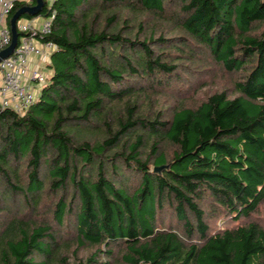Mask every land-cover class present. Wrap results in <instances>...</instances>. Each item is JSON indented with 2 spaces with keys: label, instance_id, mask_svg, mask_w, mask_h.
<instances>
[{
  "label": "trees",
  "instance_id": "1",
  "mask_svg": "<svg viewBox=\"0 0 264 264\" xmlns=\"http://www.w3.org/2000/svg\"><path fill=\"white\" fill-rule=\"evenodd\" d=\"M36 17L58 47L27 111L0 106V264H264V0H44ZM208 58L228 86L193 101Z\"/></svg>",
  "mask_w": 264,
  "mask_h": 264
},
{
  "label": "built area",
  "instance_id": "2",
  "mask_svg": "<svg viewBox=\"0 0 264 264\" xmlns=\"http://www.w3.org/2000/svg\"><path fill=\"white\" fill-rule=\"evenodd\" d=\"M17 1L30 0H0V51L11 44L12 34L8 18ZM35 20L36 18L18 22V28L24 35L20 38L14 52L0 62L1 108L9 107L20 113L26 112L37 98V89L48 78L45 72L35 69L31 71L28 80L26 79L30 70V56H38L44 63H49L52 53L58 47L53 41L44 40V37L51 33L53 17H42L40 23H36Z\"/></svg>",
  "mask_w": 264,
  "mask_h": 264
},
{
  "label": "rangeland",
  "instance_id": "3",
  "mask_svg": "<svg viewBox=\"0 0 264 264\" xmlns=\"http://www.w3.org/2000/svg\"><path fill=\"white\" fill-rule=\"evenodd\" d=\"M207 61L211 63L210 68H209V66H207L208 68L206 69L203 66V68H202L203 72L199 73V75H197L196 79L193 78L192 86L190 87V92H191L190 96H191L193 101L194 100L199 101L200 98L205 94V91L208 90V87L214 88V87L222 85L223 83L225 84V85L223 84L224 86H228V83L226 82L227 76L223 74L222 68L220 66H218V64L214 63L211 58H208ZM199 69H201V67H199ZM168 95H170V94H168ZM168 95L167 96H163V95L162 96L161 95L156 96L153 99L154 100L153 101V108L151 111L156 110L159 106H161L160 108L162 110H168L170 108V106H173L174 102L176 104V100L173 99L175 97L172 95H170V96H168ZM171 97H173V98H171ZM187 103H189V102L187 101ZM147 108H148L147 102L143 101L142 109L146 110ZM150 115H152V113H150ZM164 149L167 150L168 152H171L172 146L165 143ZM133 182H135V180L132 179L131 183H133ZM19 203H20V200L18 199V201H17L18 206H19ZM27 212H28L27 209L24 208L23 214H26ZM257 215H259L261 220H263V222H264V203L262 204L261 209L259 210ZM220 226H222V222H219V227ZM73 249H74V247L71 248V251ZM71 251L69 252V254L72 253ZM86 253H87V251L81 250L79 252V255H85ZM71 256H73V255L71 254ZM113 264H121V262L116 259L113 262Z\"/></svg>",
  "mask_w": 264,
  "mask_h": 264
},
{
  "label": "water",
  "instance_id": "4",
  "mask_svg": "<svg viewBox=\"0 0 264 264\" xmlns=\"http://www.w3.org/2000/svg\"><path fill=\"white\" fill-rule=\"evenodd\" d=\"M44 6V0H36L35 5H26L17 10L10 19V28L12 34V41L9 46L0 51V62L8 58L15 50L19 42V32H18V22L21 20L24 14H29L31 16H37L41 13ZM161 169L157 167L156 170Z\"/></svg>",
  "mask_w": 264,
  "mask_h": 264
},
{
  "label": "crops",
  "instance_id": "5",
  "mask_svg": "<svg viewBox=\"0 0 264 264\" xmlns=\"http://www.w3.org/2000/svg\"><path fill=\"white\" fill-rule=\"evenodd\" d=\"M49 2H51L52 0H48ZM29 19H21L20 21L21 22H25ZM42 21V17H36V20L35 22L36 23H40ZM30 70L28 72V74L26 75V79L28 80V76L31 75V71L35 70V69H40L42 70L43 72L46 73V75H50L51 73V69L48 67V62L47 63H44L43 60H41L38 56H35V55H31L30 58ZM29 82V81H28ZM1 83H2V75L0 73V86H1ZM34 86V84H31ZM36 88L38 87L37 85L35 86ZM37 91H39V88L37 89Z\"/></svg>",
  "mask_w": 264,
  "mask_h": 264
}]
</instances>
